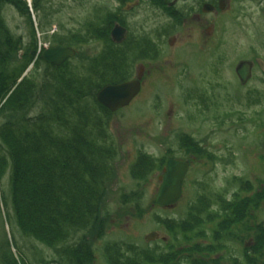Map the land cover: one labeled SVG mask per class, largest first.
<instances>
[{
    "label": "trees",
    "instance_id": "trees-1",
    "mask_svg": "<svg viewBox=\"0 0 264 264\" xmlns=\"http://www.w3.org/2000/svg\"><path fill=\"white\" fill-rule=\"evenodd\" d=\"M45 1L33 0L31 8L27 0H0V12L3 6L15 7L31 28V40L24 45L0 13V204L8 224L11 204L22 235L53 250L59 264H88L94 255L89 241L103 238L110 218L105 199L116 181L118 156L109 133L113 114L99 104L97 95L108 85L132 79L141 44L131 39L121 44L131 46L130 50L115 48L120 45L113 42L111 32L115 24H126L107 8L87 21L81 31L51 36V47L77 51L73 59L82 60L80 67L71 65L73 59L61 67L49 65L41 59L45 48L40 46L31 13L33 9L47 19ZM96 41L104 45L98 55L88 57L79 52ZM138 158L132 171L141 172L146 181L158 165L147 155ZM6 178L9 195L3 189ZM175 224L169 227L172 232L178 226ZM183 229L189 236L190 229ZM11 237L12 245L5 239L0 246L1 264H27L25 253L23 261ZM258 238L260 250H264V231ZM107 252L112 257L138 254L131 244H113ZM113 260L115 263L116 257Z\"/></svg>",
    "mask_w": 264,
    "mask_h": 264
},
{
    "label": "rangeland",
    "instance_id": "rangeland-1",
    "mask_svg": "<svg viewBox=\"0 0 264 264\" xmlns=\"http://www.w3.org/2000/svg\"><path fill=\"white\" fill-rule=\"evenodd\" d=\"M32 1L27 0L31 8ZM44 6L48 14L47 19L33 9L31 13L41 40L40 46L46 49L50 47L52 35L59 33L68 36L79 32L98 12L110 9L116 4L109 0H46ZM130 8L123 19L134 38L144 34L150 35L155 30L163 33L175 30L169 16L156 17L152 10L154 7L147 1L135 9ZM235 8L237 12L231 16L210 17L205 26L213 31L209 36L211 40L213 39L210 46L216 47L217 39L225 36L228 53L227 90L240 93L242 89L232 80L231 69L238 59L251 56V49H255L260 55L264 54V3L237 0ZM0 13L11 33L22 38L24 45H28L31 40V28L27 18L10 5L3 6ZM199 29L196 23L188 22L183 33L178 37L180 44L169 51L161 64L158 63L152 68L155 77L151 83L148 82L146 90L127 108L112 113L109 133L118 149L115 163L116 181L109 187L105 199L106 211L109 212L110 218L106 223L103 238L95 237L89 241L94 255L93 262L88 264H100L94 263V260L103 259L102 255L107 253L104 249L113 244L120 247L125 244L138 246L146 244L148 242L145 238L151 233H158L159 238L173 237L174 234L169 227L177 223L176 221L185 219L188 208L192 205L203 207L205 200L202 198L224 186V176L230 178L232 175H247L253 179L264 178V161L261 160L264 155V100H259L253 106L247 105L243 99L227 101V111H229L227 124L224 128H220L219 119L216 117L220 111L218 101H211L208 104L210 115L206 113L204 119L199 112L203 110L202 107L199 108V101L192 100L186 103L177 98L176 90L179 85L177 82L174 83V79L181 68H188L189 60L186 58L188 53L196 52V45L191 44L186 49L185 58L178 57L183 59L179 63L176 62V55L181 48L187 47L189 41L195 42L198 39ZM204 37L208 38L206 33ZM204 45L202 44V47H205ZM103 49L104 45L96 41L83 46L79 52L94 57ZM213 52L205 54L200 60L193 59L194 70L203 69L207 76H219L218 70L215 69L219 63L213 58ZM132 56H135V52L131 53L130 58ZM140 63L138 61L134 65V78L137 77ZM71 65L80 67L82 60L73 59ZM44 70L42 67V73ZM252 86L264 93V83L259 79ZM253 114H257L259 120L256 126L252 125L249 119ZM242 120L244 124L241 123ZM187 136H192L202 146L210 147L218 158L224 151L226 162H219L216 158V161L207 166L202 161L194 160L181 202L171 208L159 207L155 204V200L161 186L159 178L163 176L166 166V163L162 165V161L176 155L186 159L187 157L183 156L187 147ZM180 143L184 147L183 150L180 148ZM140 154L153 158L158 165V169L149 173L146 181L140 177L141 172L137 169L135 174V170L132 171ZM3 185L4 191L9 195L8 178L4 180ZM137 198L138 200H135ZM8 210L11 215L10 225L5 215L6 210L0 204V246L5 239L12 245V235L23 261H25V253L27 264H59L53 250L22 235L15 222L11 204ZM172 221L175 222L169 223ZM258 221L263 223V228L258 230L259 233L264 231V211L259 213ZM259 245L258 242L259 262L255 259L246 260L244 255L243 264H264V250H260ZM18 251L12 250L14 255H18Z\"/></svg>",
    "mask_w": 264,
    "mask_h": 264
},
{
    "label": "flooded vegetation",
    "instance_id": "flooded-vegetation-1",
    "mask_svg": "<svg viewBox=\"0 0 264 264\" xmlns=\"http://www.w3.org/2000/svg\"><path fill=\"white\" fill-rule=\"evenodd\" d=\"M109 1L116 4V6H113L110 9L108 8L109 11L113 14H117V18H120L123 21L124 15L129 12L128 9L131 6L132 8L130 9H135L147 1L154 7L152 10L156 17L169 16V19L173 21V25L175 26V30L172 32L163 33L162 31L155 30L151 32L150 35L144 34L139 38H134L126 26L121 25L128 31V36L125 42L132 39L131 42L134 41L135 43L139 42L141 44L139 52V62L141 63L139 64V69L136 73L137 77L134 78L133 76L131 80L126 81H134L138 79V77H141V92L139 95L146 90L148 82L151 83L153 77H155L152 68L158 63L161 64L163 58L168 56L169 51L180 44L178 37L183 33L185 25L192 21L200 28L198 30L199 40L197 39L195 42H193V40L189 41L188 45H186L187 47H184V49L181 48L179 52L180 54L178 53L176 55V62L179 63L183 59L178 57H184L186 49L191 44H193V46L196 45L197 49L194 47L196 52L188 53L186 58V60H189V70L185 67L181 68L174 79V83L177 82L179 85L176 90L177 98L186 103L192 102V100L199 101V108H203V110L199 112L204 119L206 113L207 115H210L208 112V104L211 103V101H218L220 111L219 115L216 117L219 119L220 128H224L227 124L229 115L226 105L227 101L233 102L243 99L247 102V105L253 106L254 104H257L259 100H264V93L258 91V89L252 86V84L258 79L264 83V54L260 55L255 49H251V56L240 58L233 65L231 69L233 75L232 80L242 89L239 93L227 90L228 81L226 63L228 60V53L226 51L225 36L223 35L217 39L216 47L210 46L213 39L211 40L209 36L213 34V31L211 28H206V21H209L208 19L212 16L223 18L235 14V12H237V8H235L237 0ZM251 1L264 3V0ZM182 6L185 7L182 8ZM206 6L211 7V12H206ZM205 33L208 38L204 37ZM202 44H205V47H202ZM117 45L120 46L115 48L121 49L122 52L131 49V46L126 47L121 44ZM49 48H51V46ZM211 52H213V58L218 60L217 62L219 63L217 68H215L219 73V76L216 77L215 75L214 77L207 76L203 69L197 71L193 68V61L195 59L200 60L202 56L210 54ZM243 62H248L251 68L250 76L245 83L238 74V67ZM182 70H186L187 72H182ZM201 112H204V114ZM249 119L252 125L256 126L259 124L257 114L251 115ZM243 122L244 120L241 121V123ZM180 148L182 150L184 149L181 143ZM184 150L185 156L183 157H187L186 159L177 157V155L175 157L164 159L166 164L172 159H181L190 163L189 171L183 183L182 197L177 204L181 202L184 196L187 177L190 174L194 160L198 162L202 161L209 166V164L216 161V158H218L210 147L202 146L199 142H196L192 136H187V147ZM220 157L218 158L219 162L223 161L225 163L226 153L224 154V151H222ZM261 160L264 161V155ZM224 177V186L222 185L218 188V191L211 192V195L202 198L205 200V205L203 207L192 205L188 208L185 219L176 221L177 223L175 226H178L175 227L173 237L167 239L159 238L153 242H148L145 239L148 243L145 242L146 244H140L139 246L135 245L138 254L127 253L113 256L116 257L115 263H113V257L107 252L106 247L104 251L107 253H105L104 256L102 255L103 259L100 261L94 260V263L243 264L244 255L246 260L249 256L252 260H256L259 242L257 231L260 228H263V223L258 221V215L264 211V178L256 177L253 179L249 178L247 175H232L230 178H227V176ZM197 217L204 219L203 222L194 220L197 219ZM187 219H191L192 221L186 222ZM181 225H183L182 227L184 228L190 229L189 236H185L184 229L180 230L182 227L179 226Z\"/></svg>",
    "mask_w": 264,
    "mask_h": 264
},
{
    "label": "water",
    "instance_id": "water-1",
    "mask_svg": "<svg viewBox=\"0 0 264 264\" xmlns=\"http://www.w3.org/2000/svg\"><path fill=\"white\" fill-rule=\"evenodd\" d=\"M206 12L210 11V6H206ZM128 31L120 24H116L111 32V38L114 43L122 44L126 41ZM77 51L72 47H52L46 49L41 59L52 66L61 67L68 60L73 59ZM250 64L243 62L238 67V74L242 81L250 76ZM141 92V77L130 82L118 85H108L104 87L97 95V101L111 113H117L127 108ZM190 163L181 159L169 160L160 178L161 186L156 196L155 204L162 207H173L182 197V188L185 177L189 171ZM146 241L153 242L159 239L158 233H151Z\"/></svg>",
    "mask_w": 264,
    "mask_h": 264
}]
</instances>
